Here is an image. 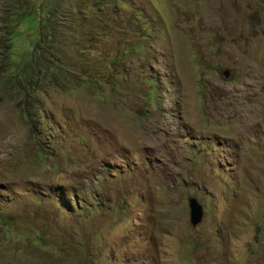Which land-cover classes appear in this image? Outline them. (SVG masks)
<instances>
[{"label":"rangeland","instance_id":"rangeland-1","mask_svg":"<svg viewBox=\"0 0 264 264\" xmlns=\"http://www.w3.org/2000/svg\"><path fill=\"white\" fill-rule=\"evenodd\" d=\"M0 264H264V0H0Z\"/></svg>","mask_w":264,"mask_h":264},{"label":"water","instance_id":"water-1","mask_svg":"<svg viewBox=\"0 0 264 264\" xmlns=\"http://www.w3.org/2000/svg\"><path fill=\"white\" fill-rule=\"evenodd\" d=\"M224 75L226 77L230 76L229 71H225ZM189 209H190V222L193 227L201 223L204 216L203 206L198 202L196 198L189 199Z\"/></svg>","mask_w":264,"mask_h":264},{"label":"trees","instance_id":"trees-1","mask_svg":"<svg viewBox=\"0 0 264 264\" xmlns=\"http://www.w3.org/2000/svg\"><path fill=\"white\" fill-rule=\"evenodd\" d=\"M30 16V14H28V13H24V15H23V17L25 18V19H27L28 17ZM40 30H41V28H40ZM40 33L42 34V31H40ZM49 33L47 32L46 33V35L47 36H45V37H51V36H49L48 35ZM45 40H47V39H45L44 37H41V39L39 40V43H42V42H44ZM31 58H32V61H34V63H38L39 62V58L37 57V56H35V54H34V56L32 55L31 56ZM27 64V63H26ZM34 67V64L33 63H31L30 65H27V66H25L24 67V69L21 71V72H18L17 74H18V76L19 77H27V75L28 74H30L31 73V70H32V68ZM18 77V78H19Z\"/></svg>","mask_w":264,"mask_h":264}]
</instances>
